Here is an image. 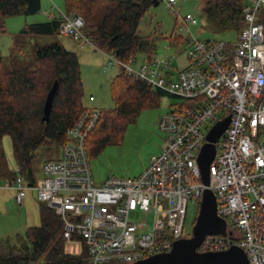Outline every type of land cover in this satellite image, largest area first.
<instances>
[{
	"label": "built area",
	"instance_id": "2783aa9c",
	"mask_svg": "<svg viewBox=\"0 0 264 264\" xmlns=\"http://www.w3.org/2000/svg\"><path fill=\"white\" fill-rule=\"evenodd\" d=\"M164 1L174 12L177 0ZM46 17L61 20L60 34L75 37L81 46L91 44L81 32V16L53 5ZM196 21L191 13L177 17L171 36L177 42L169 40L177 49H189V64L181 70L173 65L175 56L154 52L133 68L136 57L122 61L105 52L106 68L118 65L182 99L161 115L163 144L140 174L94 182L86 139L101 111L86 107L68 129L69 141L59 157L44 163L34 185L19 174L0 178V188L13 190L18 204L27 189H34L38 200L62 217L71 249L85 245L90 264H132L170 251L175 240L191 235L184 233L188 200L200 204L205 189L216 196L227 234L206 235L198 250L237 245L249 264H264V0H247L235 42L194 37L190 26ZM227 116L229 124L216 142L209 183L204 184L198 154L211 127Z\"/></svg>",
	"mask_w": 264,
	"mask_h": 264
},
{
	"label": "trees",
	"instance_id": "16d2710c",
	"mask_svg": "<svg viewBox=\"0 0 264 264\" xmlns=\"http://www.w3.org/2000/svg\"><path fill=\"white\" fill-rule=\"evenodd\" d=\"M64 1L67 14L74 13L83 19L81 32L95 48L122 61L138 53L150 58L156 52L157 37L137 34L138 23L153 0ZM246 3L247 0H202V13L218 29L232 30L237 36ZM40 10L41 0H0V32H5L7 17L33 15ZM60 23L55 17L25 23L21 33L60 34ZM170 39L171 43L177 42ZM51 90L54 91L46 120ZM110 92L114 107L100 109L99 119L86 139L89 161L106 145L119 142L126 125L142 110L159 106L161 97L167 94L121 67L110 82ZM83 93L76 53L58 41L36 46L32 68L7 70L0 56V145L4 135L11 137L16 162L15 169L2 164L0 151V178L14 179L19 174L29 184L36 183L32 167L35 149L47 141L56 148L57 155L52 159L59 157L61 148L69 141L68 129L86 108ZM39 216L40 224L28 226L24 238H0V264H90L84 244L75 251L71 249L63 234L64 221L53 208L40 201Z\"/></svg>",
	"mask_w": 264,
	"mask_h": 264
},
{
	"label": "rangeland",
	"instance_id": "374dc122",
	"mask_svg": "<svg viewBox=\"0 0 264 264\" xmlns=\"http://www.w3.org/2000/svg\"><path fill=\"white\" fill-rule=\"evenodd\" d=\"M56 5L62 11H66L64 0H41V10L33 15H14L5 19V32H0V56L7 70H16L23 67L32 68L35 59L37 45L45 46L53 41L60 42L66 49L76 53L80 64L83 83L82 102L85 107L108 110L114 107L110 92V82L119 72L120 67L114 65L106 68L108 58L102 49L95 48L91 44L80 45L72 36L61 34L54 35H30L21 33L25 23L42 22L46 19V12ZM174 12L167 6L164 0L153 2L141 17L137 34L151 35L158 38L157 55L175 56L173 65L177 69L188 66V47L177 49L170 45L169 37L174 35L176 18L187 13L193 14L197 23L190 26L194 37L205 41L235 42L236 34L232 30H220L216 24L208 20L202 13V0H177ZM187 31L184 30V33ZM142 53L136 54V61L130 63L133 68H138L144 59ZM92 95L94 100L90 101ZM182 99L170 95H163L157 107L142 110L137 117L128 123L124 129L123 137L119 142L108 144L99 153L90 157L92 176L96 184L104 182L108 177L132 178L148 164L152 155L159 152L164 135L159 129L161 115L172 109V104L181 102ZM2 164L15 169L16 162L13 157L12 140L9 135H4L0 145ZM32 160L34 176L39 179L43 175L44 163L56 157V148L44 141L35 149ZM15 196V195H14ZM14 211L4 214L7 218L5 226L0 227V238L11 237L14 241L25 237L28 226L40 224L39 204L36 191L32 188L26 190V195L21 204L14 197ZM199 207L191 199L188 200L185 217L184 233L191 234L193 222L198 214ZM151 215L147 222H151Z\"/></svg>",
	"mask_w": 264,
	"mask_h": 264
},
{
	"label": "water",
	"instance_id": "95a60500",
	"mask_svg": "<svg viewBox=\"0 0 264 264\" xmlns=\"http://www.w3.org/2000/svg\"><path fill=\"white\" fill-rule=\"evenodd\" d=\"M153 2H157L153 0ZM54 90H51L46 108V120L50 110V99ZM230 117L215 123L206 134V142L202 145L197 157L201 180L209 183V165L216 152V142L229 124ZM226 235V222L217 214V202L214 192L205 189L199 204L198 214L192 226L191 235L182 237L173 242L168 252L157 253L132 264H249L244 250L231 245L219 251H199L202 240L206 235Z\"/></svg>",
	"mask_w": 264,
	"mask_h": 264
},
{
	"label": "crops",
	"instance_id": "0c3cea01",
	"mask_svg": "<svg viewBox=\"0 0 264 264\" xmlns=\"http://www.w3.org/2000/svg\"><path fill=\"white\" fill-rule=\"evenodd\" d=\"M47 19L49 18L46 17L45 20ZM13 197V190L0 188V227L5 226L7 222V218L3 217L4 214H10L11 211H14V208L17 210V207H15V204L12 201Z\"/></svg>",
	"mask_w": 264,
	"mask_h": 264
},
{
	"label": "bare ground",
	"instance_id": "6f19581e",
	"mask_svg": "<svg viewBox=\"0 0 264 264\" xmlns=\"http://www.w3.org/2000/svg\"><path fill=\"white\" fill-rule=\"evenodd\" d=\"M60 33V32H59Z\"/></svg>",
	"mask_w": 264,
	"mask_h": 264
}]
</instances>
